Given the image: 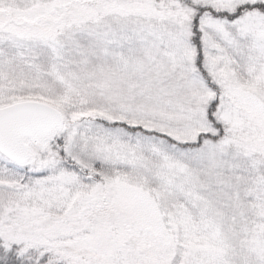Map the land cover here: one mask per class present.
Here are the masks:
<instances>
[{
  "label": "snow or ice",
  "instance_id": "obj_1",
  "mask_svg": "<svg viewBox=\"0 0 264 264\" xmlns=\"http://www.w3.org/2000/svg\"><path fill=\"white\" fill-rule=\"evenodd\" d=\"M0 264H264V0H0Z\"/></svg>",
  "mask_w": 264,
  "mask_h": 264
}]
</instances>
